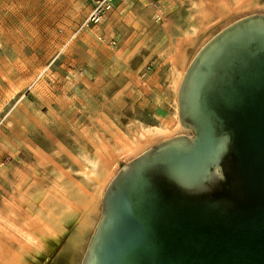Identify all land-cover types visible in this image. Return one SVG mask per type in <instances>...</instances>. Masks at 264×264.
Returning <instances> with one entry per match:
<instances>
[{
    "label": "rangeland",
    "instance_id": "obj_1",
    "mask_svg": "<svg viewBox=\"0 0 264 264\" xmlns=\"http://www.w3.org/2000/svg\"><path fill=\"white\" fill-rule=\"evenodd\" d=\"M96 1L0 0V264H80L111 178L186 134L176 90L195 53L264 14V0H222L221 18L208 22L207 8L202 24L193 0H114L103 23L83 26ZM156 105L169 109L163 133Z\"/></svg>",
    "mask_w": 264,
    "mask_h": 264
},
{
    "label": "water",
    "instance_id": "obj_2",
    "mask_svg": "<svg viewBox=\"0 0 264 264\" xmlns=\"http://www.w3.org/2000/svg\"><path fill=\"white\" fill-rule=\"evenodd\" d=\"M176 103L186 134L111 178L80 264H264V14L203 44Z\"/></svg>",
    "mask_w": 264,
    "mask_h": 264
},
{
    "label": "crops",
    "instance_id": "obj_3",
    "mask_svg": "<svg viewBox=\"0 0 264 264\" xmlns=\"http://www.w3.org/2000/svg\"><path fill=\"white\" fill-rule=\"evenodd\" d=\"M241 1H242L240 3L241 5H243V6L245 5V7L249 5L248 0H241ZM210 2H211L210 6L207 4V0H196V1L193 0V2H191V3H193V7L197 8V15H196L197 18L196 19H197L198 22H200V20H201L202 24H205V20L207 18V13H206V9L207 8L208 9H210V8L213 9V11L208 14V17L210 18V20L208 22H212V21L215 22V21H217V19L221 18L220 11H221V8H222V0H211ZM231 2L232 3L234 2L233 3V5H234L235 3L238 2V0H231ZM127 3H129L127 0H116V5H117V8H119V9L122 6H125V4H127ZM245 3H248V4H245ZM233 5H231V6H233ZM93 6L88 10V12H87V14L85 16V19L90 14ZM237 6L238 5H236V8H237ZM104 19H103V22L105 21ZM106 27L108 28L106 30V32H107V37L106 38L108 39V42H110V45H113L115 43V40H114L115 29L111 31L109 25H106ZM94 29H96V28H94ZM89 32L91 33V31H88L85 34L86 38L88 40H86V39H84V40L91 47V46H94L93 44H94L95 40H93L94 38L91 36V34ZM96 38H98V35L96 36ZM168 104L169 103L167 102L166 105H168ZM161 105H163V104L161 103ZM154 109L156 110L155 119L160 122L159 126H161L160 128L157 129V131L163 133L165 131V129H167V127L169 128V126H168V123L170 121V119H168L169 109L168 108H162V106H160V105H156ZM29 243H31V242L29 241Z\"/></svg>",
    "mask_w": 264,
    "mask_h": 264
},
{
    "label": "built area",
    "instance_id": "obj_4",
    "mask_svg": "<svg viewBox=\"0 0 264 264\" xmlns=\"http://www.w3.org/2000/svg\"><path fill=\"white\" fill-rule=\"evenodd\" d=\"M113 3L114 0H97L83 26L100 24L107 12L111 10Z\"/></svg>",
    "mask_w": 264,
    "mask_h": 264
},
{
    "label": "bare ground",
    "instance_id": "obj_5",
    "mask_svg": "<svg viewBox=\"0 0 264 264\" xmlns=\"http://www.w3.org/2000/svg\"><path fill=\"white\" fill-rule=\"evenodd\" d=\"M179 127H180V125H179ZM179 127H176V128H179ZM181 128V127H180ZM157 130H155L154 132H156ZM161 131V130H160ZM158 132V131H157ZM163 132V131H162ZM149 133V132H148ZM159 133V132H158ZM157 133V134H158ZM155 134V133H154ZM152 136V135H151ZM159 136V135H158ZM142 142V141H141ZM140 143V142H139ZM121 145V144H120ZM140 145V144H139ZM136 148V147H135ZM133 149V146L132 147H130L129 145H127V144H123V147H122V150H123V152L122 153H124V156L125 157H128L129 155H131V154H134L133 152V150H136V149ZM132 156V155H131ZM29 239H31V238H29ZM28 238H27V241L29 240ZM30 241V240H29ZM28 241V242H29Z\"/></svg>",
    "mask_w": 264,
    "mask_h": 264
}]
</instances>
